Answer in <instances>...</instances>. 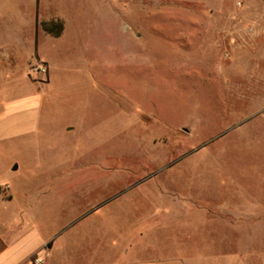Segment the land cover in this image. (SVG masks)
Here are the masks:
<instances>
[{
  "label": "rangeland",
  "instance_id": "obj_1",
  "mask_svg": "<svg viewBox=\"0 0 264 264\" xmlns=\"http://www.w3.org/2000/svg\"><path fill=\"white\" fill-rule=\"evenodd\" d=\"M31 101L38 135L0 144L1 230L264 264V0H0V113Z\"/></svg>",
  "mask_w": 264,
  "mask_h": 264
},
{
  "label": "crops",
  "instance_id": "obj_2",
  "mask_svg": "<svg viewBox=\"0 0 264 264\" xmlns=\"http://www.w3.org/2000/svg\"><path fill=\"white\" fill-rule=\"evenodd\" d=\"M40 128L41 108L38 102L32 103L31 101L21 107L3 110L0 113V144L36 136L40 132ZM7 183L5 188L11 190L12 186ZM49 193L48 191L42 194L36 193L33 197L29 193L26 194L28 202L21 209L22 212L18 213V216H20L16 218L15 222H18L22 215H34V211L41 209L43 204L51 200L52 195H48ZM15 200L16 198L13 193L7 197H4L0 193V205L4 208L9 209ZM13 222L14 220L11 221V226L14 224ZM17 225L19 230L22 224ZM8 226L2 230L0 229V264H28L38 253H43L44 251L50 253L46 264H188L190 262L188 258L182 255L138 258L133 254L136 252L135 249L124 250L129 245H127L126 241H124V245L120 243L125 238L120 233L108 245H104L103 243L101 246L102 250L98 252L102 255L97 256L94 246L90 250L88 242H85L83 239L79 240L71 233L67 236L66 230H62L63 232H59L53 237H47L43 235L40 227L31 226L23 234L20 233L15 237L14 235L18 230L11 229L10 225ZM150 232L141 233L140 240L144 238L145 234L146 236L149 235ZM136 242L137 239L135 243H132V247H138ZM122 247L126 259L118 260V258H112L111 251L121 250Z\"/></svg>",
  "mask_w": 264,
  "mask_h": 264
},
{
  "label": "trees",
  "instance_id": "obj_3",
  "mask_svg": "<svg viewBox=\"0 0 264 264\" xmlns=\"http://www.w3.org/2000/svg\"><path fill=\"white\" fill-rule=\"evenodd\" d=\"M42 29L53 37H60L63 33V23L57 21L42 22Z\"/></svg>",
  "mask_w": 264,
  "mask_h": 264
},
{
  "label": "built area",
  "instance_id": "obj_4",
  "mask_svg": "<svg viewBox=\"0 0 264 264\" xmlns=\"http://www.w3.org/2000/svg\"><path fill=\"white\" fill-rule=\"evenodd\" d=\"M45 70L42 69V72ZM50 257V253L48 251H44L43 253H38L28 264H46L47 260Z\"/></svg>",
  "mask_w": 264,
  "mask_h": 264
},
{
  "label": "water",
  "instance_id": "obj_5",
  "mask_svg": "<svg viewBox=\"0 0 264 264\" xmlns=\"http://www.w3.org/2000/svg\"><path fill=\"white\" fill-rule=\"evenodd\" d=\"M17 168H18V167H15V169H14V170H17Z\"/></svg>",
  "mask_w": 264,
  "mask_h": 264
}]
</instances>
